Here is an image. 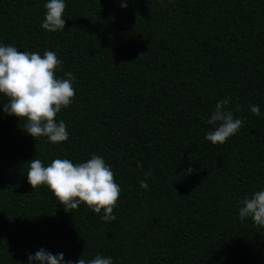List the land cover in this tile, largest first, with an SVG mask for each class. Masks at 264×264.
I'll list each match as a JSON object with an SVG mask.
<instances>
[{
	"label": "trees",
	"instance_id": "1",
	"mask_svg": "<svg viewBox=\"0 0 264 264\" xmlns=\"http://www.w3.org/2000/svg\"><path fill=\"white\" fill-rule=\"evenodd\" d=\"M47 2L0 0V46L53 51L57 77H75L59 144L22 131L0 95V264L40 249L73 264H264V229L239 219L243 198L264 190V0H64L57 33L42 28ZM224 98L243 124L213 145L207 120ZM93 155L121 188L115 221L83 204L65 212L27 182L32 159Z\"/></svg>",
	"mask_w": 264,
	"mask_h": 264
},
{
	"label": "clouds",
	"instance_id": "2",
	"mask_svg": "<svg viewBox=\"0 0 264 264\" xmlns=\"http://www.w3.org/2000/svg\"><path fill=\"white\" fill-rule=\"evenodd\" d=\"M162 2V0H158ZM175 0H167L174 4ZM127 7V3L122 4ZM66 4L64 0H48L45 4V17L42 28L49 33L65 29ZM61 60L53 51H19L15 46H0V95L6 98L2 106L4 114L23 121L22 131L37 140L46 137L52 144L68 140L66 124L57 122V114L68 108L75 97L72 72H66V78L56 75L61 69ZM62 70V69H61ZM227 98L220 99L212 111L207 123L214 127L205 136L213 145H223L242 127L243 121L234 118L233 111L226 106ZM239 106H237V111ZM250 110L260 115L259 105H251ZM27 172V182L32 190L47 186L65 212H72L81 204L96 214L103 211L104 222L115 221L113 211L117 206L121 188L115 181V174L100 156L93 155L86 162L74 164L69 159H55L45 167L40 159H32ZM142 168V165L138 164ZM191 172V169L188 170ZM151 170L145 173L140 187L147 189V180ZM251 218L255 226L264 229V190L256 191L251 197L241 201L239 219L243 222ZM28 264H73L65 261L63 253L53 255L40 249L28 256ZM75 264H113L110 257L97 255L90 261L82 256Z\"/></svg>",
	"mask_w": 264,
	"mask_h": 264
}]
</instances>
